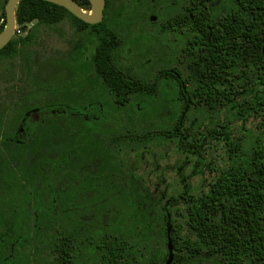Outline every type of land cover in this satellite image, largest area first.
<instances>
[{"label":"trees","instance_id":"16d2710c","mask_svg":"<svg viewBox=\"0 0 264 264\" xmlns=\"http://www.w3.org/2000/svg\"><path fill=\"white\" fill-rule=\"evenodd\" d=\"M76 1L84 9L90 6L89 0ZM232 1L222 28H218L213 44L203 57L201 68L207 77L185 87V93L170 98L173 107L166 125L154 124L140 132L134 120L142 118L143 113L148 117L154 115L156 104L151 100L156 99L151 93L156 87L147 81L122 78L123 73L117 67L115 70L101 63L81 65L85 58L80 49L85 40L97 36L95 28L100 24H89L64 6L47 0L19 2L16 23L25 34L13 37L0 50V58L15 64L21 54L29 53L25 55V63L30 72L32 51L28 49L36 44L40 27L69 19L81 38L88 36L81 39L77 47L81 58L78 64L86 76L91 70L96 75H104L105 92L95 101L84 104L29 105L35 93L21 94L20 102L11 101L0 108V155L10 147L4 132L13 126L19 112L21 120L25 111L32 109H66L86 139L97 136L100 143L111 145L107 146L102 162L97 157L94 167H88L91 172L88 184L98 186L102 176L104 186L115 184L122 199L128 202V206L117 213L115 221L108 218L102 221L99 214L90 219L94 216L89 213L88 223L71 230L68 225H56L54 231L52 225H43L41 234L46 235V241L56 232L55 241L60 244L59 249L65 250L66 236L71 233L74 236L72 250H86L87 264H164L169 256L170 226L174 255L171 264H264V0ZM6 2L4 0L0 11L4 19L0 33L6 23ZM98 102L120 113L118 124L122 129L119 133L106 136L101 129V124L115 111H104L100 119L84 117V108L98 106ZM13 104L22 109L10 112L8 108ZM72 110L75 112L70 114ZM12 115L16 117L6 122L5 117ZM126 120L130 121L127 127ZM37 123L34 136L20 142V187L27 188L24 193L30 201L43 194L44 200L49 201L51 191L31 189L51 187L56 184V177L65 185V175L60 172L66 170L69 155L71 161L76 154L82 161L81 155L85 154L88 164L92 156L82 152L80 142H74L69 150L62 148L58 156L51 157L52 148L56 146L53 129L42 121ZM28 128L31 125L28 124ZM63 131L57 130L56 137ZM158 139L174 142L177 150L186 155L184 165L190 163L188 156L194 158L190 175H200L203 179L208 170L214 174L206 189L193 194L187 187L183 193L171 194L162 203L163 196L146 202L149 196L143 193L147 190L141 192L137 184L126 185L124 147L135 153L133 158L137 163L143 160L144 149ZM12 166L8 159L0 158V187L10 184L11 175L17 180ZM96 168L100 173L95 172ZM114 196L109 194L105 201ZM178 216L185 218L186 233L182 237L176 226ZM22 227L27 235H38L35 225L20 226V232Z\"/></svg>","mask_w":264,"mask_h":264},{"label":"flooded vegetation","instance_id":"af4514ba","mask_svg":"<svg viewBox=\"0 0 264 264\" xmlns=\"http://www.w3.org/2000/svg\"><path fill=\"white\" fill-rule=\"evenodd\" d=\"M232 2V0H106L101 21L89 23L100 25L95 28L97 36H91L95 39L94 45H91V39L85 40L84 46L80 49L85 56L84 64L81 65L86 67L92 63H101L117 67L123 73L121 77L124 79L147 81L154 85L156 90L151 93V97L156 100H151V103L156 104L155 111H157L156 108H161V104L156 103L157 99L183 94L186 91L185 87L192 86L193 82L207 77L208 74H205L201 68L203 57L206 56L205 51L208 46L213 44L218 28H222L223 20ZM91 7L90 2L86 10H90ZM74 30L77 31L75 27ZM84 39H88V36ZM77 47L69 51L74 64H78L81 59L79 57L81 51L79 52ZM69 61L67 60L68 63ZM60 63L61 61L56 59L55 64L58 66ZM87 76L85 81L91 82L90 91L94 97L92 100L99 98L105 92L104 75L94 73L91 77ZM92 81L95 82V87ZM62 102L85 103L67 99L49 103ZM96 105L98 106L84 108L82 113L85 118L100 119L105 110L110 113L115 111V108L110 105L105 106L101 102ZM20 109L22 108L12 110L20 111ZM34 110L36 109L25 111L21 120L19 112L17 120L12 123L13 126L4 132L5 141L10 144L8 147L10 152L7 157L0 155V158L12 161V165L17 164L14 173L17 180L11 175L13 180L9 182L10 184L0 187V220L8 221L7 229H4L3 225L0 226V233L4 234V236L0 234V264H87L86 250L79 252L72 250L74 236L71 233L66 236V247L62 250L59 249L58 241H55L56 232L50 235L52 237L50 241H46V235L41 234L42 226L50 224L54 231L56 225H68L71 230L74 226L88 223L89 210L93 208V202L97 203L96 208L103 207L109 202V200L105 201L103 195L106 188L104 181L99 175V185L90 186L88 174L91 172L87 170L88 172L81 173L82 171L69 169L71 164V155H69L66 170L60 172L65 175L66 184L62 185L61 178L56 177V184L51 187L31 189L51 191L49 201L44 200V194L35 196L31 201L28 200L29 196L24 193L27 188L20 187V142H25L35 133L33 134L28 128L27 121H34L35 126L39 125L38 121H42L52 127L55 139L59 127L57 128L49 119L67 117L72 120L73 118L67 115L66 109L59 110L57 107L51 110H37L35 113L32 112ZM74 112L75 110H72L70 114ZM15 117L12 115L5 118L8 120ZM179 170H182V166ZM116 189L118 187L113 188V191ZM98 192L101 194L96 198L95 194ZM116 193L117 190L113 192L117 197ZM34 225L37 227L38 235H27L24 227L20 232V226ZM14 226L19 228L14 232L15 234H9L13 237L8 239L9 236H5V232L14 231ZM28 245L32 251L26 255L22 248Z\"/></svg>","mask_w":264,"mask_h":264},{"label":"rangeland","instance_id":"374dc122","mask_svg":"<svg viewBox=\"0 0 264 264\" xmlns=\"http://www.w3.org/2000/svg\"><path fill=\"white\" fill-rule=\"evenodd\" d=\"M4 4V0H0V11ZM4 22V19L0 16V24ZM25 33L23 31H15L14 37H23ZM85 37L81 38V34L74 30L69 19L53 25V26H41L38 32V38L36 44L28 49L31 56V69L30 72L27 71L25 63V55L29 53H23L20 58L15 62V64H10L9 60H2L0 58V108L3 109V105L10 104L15 100L20 102L21 94H28L29 92L35 93L34 97L28 102L29 105L44 104L53 102L56 100L67 99L78 100V102H88L90 99L94 98L92 96V86L91 82H86V74L83 73L82 68L79 64H74L71 60V53L69 51L77 47L81 39L84 40ZM92 46L95 43V39L92 37ZM81 51V50H80ZM85 57V56H84ZM56 59L61 61L60 65H56ZM69 63L67 62V60ZM94 73L91 72L87 77H91ZM77 81V82H76ZM93 87H95V82H93ZM95 84V85H94ZM20 88V90L18 89ZM95 90V89H94ZM167 94V93H166ZM12 101V102H11ZM156 103L161 104V108L154 113L153 116H147L143 113L140 115L139 119H135L136 127H138L139 132L144 128L156 125H166L169 120V113L171 112L172 101L170 97H162L157 99ZM10 108H17V105H12ZM9 109L10 112L13 110ZM130 109V107L128 108ZM38 109L32 111L36 112ZM98 110V108H97ZM106 112V110H105ZM115 110L112 113L111 118L106 121V123L101 124V129L106 136H112L115 132L119 133L122 129L120 124H118L119 112ZM13 113V112H12ZM6 122L8 121L5 118ZM51 123L53 122L58 128L64 129L65 132L61 133V136L55 137L56 146L52 148L51 157L58 156V151L65 148L69 150L70 146L74 142H80V147L82 152H87L92 156L90 160L91 163L88 164L87 156L82 154V161L79 155H74L69 166V169L79 170L83 172H88V167H94L96 158H99V162H102L107 154L110 144L100 143L97 136H93L86 139L84 133H80L78 123L76 121L63 118H51L49 119ZM129 120H126L125 126H129ZM31 125V132L37 128L34 121H27ZM52 123V124H53ZM61 130V129H60ZM60 132V131H59ZM58 132V133H59ZM128 143V142H127ZM125 143V144H127ZM13 147V145H11ZM207 147V146H206ZM124 180L126 185L137 184L141 187L140 191L143 189L147 190L143 194L147 197L146 202H152L163 196L162 203L168 200L171 194L183 193L188 187V192L193 194H198L202 190L207 188V184L213 178V175L209 170L205 172L204 178L200 175H190L193 169L194 158L188 156L189 164L184 165V159L186 155L177 150V146L174 142L165 139H158L156 142L150 144L148 149H144L143 160L139 162H134V152H129V147H124ZM5 156H8V150H4ZM109 153V152H108ZM105 154V155H103ZM112 154V153H111ZM10 161V160H9ZM12 162V161H10ZM216 162V161H215ZM82 164V165H80ZM16 163L12 167H16ZM182 166V170L179 167ZM79 167H82L79 169ZM68 169V170H69ZM95 172L100 173L97 168ZM103 172V171H102ZM86 174V173H85ZM88 174V173H87ZM79 174H77L78 177ZM185 176L186 178H183ZM115 184L109 188H105L103 191L104 197L112 194L117 190V197L111 199L103 207L96 208L97 203L93 202V208L89 210L90 214L101 215L102 221L108 220L115 221L117 213L121 211L123 207L128 206L127 200L125 201L121 197L120 189L112 190L115 188ZM164 192V193H163ZM128 193V192H126ZM101 192H98L95 196L100 197ZM102 195V196H103ZM95 207V208H94ZM107 214V215H106ZM94 217L90 219H94ZM89 219V220H90ZM4 222V224H2ZM4 226V229L8 228V221L6 219L0 220V226ZM176 226L179 232V237H182L185 232V218L178 216L176 219ZM19 227L14 226V231H6L5 236H9L8 239H12L15 231L17 232ZM46 228V226H45ZM1 234V233H0ZM15 234V233H14ZM4 236V234H1ZM20 251V248H18ZM24 254L29 255L32 248L23 247Z\"/></svg>","mask_w":264,"mask_h":264},{"label":"water","instance_id":"95a60500","mask_svg":"<svg viewBox=\"0 0 264 264\" xmlns=\"http://www.w3.org/2000/svg\"><path fill=\"white\" fill-rule=\"evenodd\" d=\"M21 0H7L5 4L6 23L4 29L0 33V50L4 48L14 37L16 23V8ZM61 6H64L74 15L88 23H98L103 17V11L106 5V0H90L91 9L82 8L76 0H47ZM168 247L169 256L164 264H171L174 258L173 255V239L171 236V228H168Z\"/></svg>","mask_w":264,"mask_h":264},{"label":"built area","instance_id":"2783aa9c","mask_svg":"<svg viewBox=\"0 0 264 264\" xmlns=\"http://www.w3.org/2000/svg\"><path fill=\"white\" fill-rule=\"evenodd\" d=\"M17 32L21 31L20 27L17 26L16 28Z\"/></svg>","mask_w":264,"mask_h":264}]
</instances>
